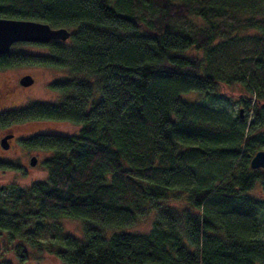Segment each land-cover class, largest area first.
Returning a JSON list of instances; mask_svg holds the SVG:
<instances>
[{
    "label": "trees",
    "instance_id": "1",
    "mask_svg": "<svg viewBox=\"0 0 264 264\" xmlns=\"http://www.w3.org/2000/svg\"><path fill=\"white\" fill-rule=\"evenodd\" d=\"M0 18L71 31L67 42L33 44L46 53L16 43L0 55V70L69 74L49 84L60 103L0 112V130L81 125L23 141L53 153L45 180L0 187V238L18 241L14 254L31 244L64 264H264L250 195L264 193V169L250 166L264 150V0H0ZM219 84L243 87L244 118L181 97ZM152 213L148 233L128 231ZM62 218L79 220L82 238ZM7 253L0 246V264H13Z\"/></svg>",
    "mask_w": 264,
    "mask_h": 264
},
{
    "label": "rangeland",
    "instance_id": "2",
    "mask_svg": "<svg viewBox=\"0 0 264 264\" xmlns=\"http://www.w3.org/2000/svg\"><path fill=\"white\" fill-rule=\"evenodd\" d=\"M255 33L257 34L258 32L255 30L250 32V34ZM21 49L37 54L47 52V49L33 44L22 46ZM192 54L203 58L201 52L193 51ZM25 75L33 77L34 83L31 86L25 87L20 84L21 78ZM68 78L69 74L66 71L33 65L0 70V112L23 108L32 102L58 104L63 100V96L61 93L50 89L49 84ZM181 97L190 102L206 104L212 109L223 111L230 117H238L240 111H242V118L245 116L243 105L246 94L240 85L219 84L216 86L214 93L206 97H201L196 92L184 93ZM250 117L251 113H248V122L251 120ZM80 129L81 125L73 122L50 120L31 121L11 128L1 129L0 141L7 135V130L15 134V139L11 142L12 147L8 150H4L0 144V159L14 165L6 170H0V187L14 184L20 188H28L34 182L43 181L47 178V172L42 162L50 157L53 152L49 150L29 149L23 145L22 141L40 134L76 135ZM34 156L37 158V163L31 166L30 160ZM250 195L260 200L261 209L258 216L262 225V231L258 235V238L264 240V193L259 188H256L253 192H250ZM154 215L152 213L149 218L140 220L128 231L148 233L152 228ZM57 222L62 226L64 232L76 238H82V224L79 220L62 218ZM17 244L18 241H12L11 245H9L5 234L0 238V246L2 248L8 247L6 257L13 264H64L54 254L49 253L45 249L34 247L31 244L23 245V248L26 250V256L22 259L14 254L13 248Z\"/></svg>",
    "mask_w": 264,
    "mask_h": 264
},
{
    "label": "water",
    "instance_id": "3",
    "mask_svg": "<svg viewBox=\"0 0 264 264\" xmlns=\"http://www.w3.org/2000/svg\"><path fill=\"white\" fill-rule=\"evenodd\" d=\"M71 37V31L66 28H53L47 23L0 18V55L8 54L11 48L16 43H30V44H48L52 41L67 42ZM34 79L30 75H25L21 78L20 84L22 86H31ZM242 115V111L240 112ZM13 134H7L1 139V147L4 150L9 148V140ZM37 158H31V166L36 165ZM250 166L253 170L264 169V150L258 151L250 161Z\"/></svg>",
    "mask_w": 264,
    "mask_h": 264
},
{
    "label": "flooded vegetation",
    "instance_id": "4",
    "mask_svg": "<svg viewBox=\"0 0 264 264\" xmlns=\"http://www.w3.org/2000/svg\"><path fill=\"white\" fill-rule=\"evenodd\" d=\"M11 132V131H10ZM10 132H8V130H7V133L6 134H12V133H10ZM15 139V134L13 133V137L9 140V148L8 149H10L11 147H12V141ZM1 142V141H0ZM23 142V141H22ZM7 149V150H8ZM31 161V160H30ZM14 166V165H13Z\"/></svg>",
    "mask_w": 264,
    "mask_h": 264
},
{
    "label": "bare ground",
    "instance_id": "5",
    "mask_svg": "<svg viewBox=\"0 0 264 264\" xmlns=\"http://www.w3.org/2000/svg\"><path fill=\"white\" fill-rule=\"evenodd\" d=\"M27 44H30V43H27Z\"/></svg>",
    "mask_w": 264,
    "mask_h": 264
}]
</instances>
